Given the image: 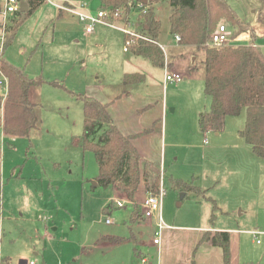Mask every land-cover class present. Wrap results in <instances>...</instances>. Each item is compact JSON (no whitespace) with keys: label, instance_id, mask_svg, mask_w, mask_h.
Masks as SVG:
<instances>
[{"label":"rangeland","instance_id":"1","mask_svg":"<svg viewBox=\"0 0 264 264\" xmlns=\"http://www.w3.org/2000/svg\"><path fill=\"white\" fill-rule=\"evenodd\" d=\"M226 1L248 29L239 32L227 24L229 34L225 43L252 42L264 53V22L260 19L264 1ZM150 3L160 20L159 42L167 46L162 51L163 63L166 58L182 76L178 82L164 83L162 66L135 56L131 48L125 52L126 35L120 29L98 22L88 33L86 22L64 8H82L96 16L99 0H44L21 23L13 41L5 48L3 54L12 64L22 68L26 75H40L45 81L30 88V98L36 102L39 128L31 130L28 138H8L0 126L3 264H20L21 259L30 257L33 246L39 250L38 261L45 258L47 262L62 260L78 264L80 259L86 256L87 260L90 255L81 256V241L91 244L96 234L112 230L129 234L124 224L129 225L131 204L123 201L121 205L117 199L125 196L113 186L93 185L98 167L93 152L81 146L83 105L72 91L94 96L101 102V95L105 93L115 104L111 106L113 114L118 116L144 95L142 90H136L131 100H116L123 90L131 87L123 84V76L133 71L164 83L160 96L166 97L169 108L174 109L167 116L165 142H162L165 145V163L161 169L164 223L253 229L260 234L248 235V239H258L264 244V168H253L247 161L255 155L239 135L245 112L227 116L224 129L219 133L200 132L198 112L209 107V98L203 92V52L196 46H172L173 40L177 42L168 29L169 1L150 0ZM130 17L128 28L136 31L135 12ZM84 56L89 58L86 67L82 64ZM100 87L104 92L98 90ZM149 111L142 119L151 113ZM144 134L148 137L150 132ZM149 152L161 155L162 144L157 139L152 140ZM172 177L205 191L200 194L180 191L169 182ZM140 184L144 189L143 183ZM141 191L140 188L135 193L137 200L142 196ZM107 202L114 210L103 214L102 206ZM38 215L44 220L39 221ZM106 218L111 222L106 223ZM130 225L135 226L132 230L138 240L118 243L113 252L124 257L123 260L128 257L131 263L127 264H138L141 257L134 254L133 246L150 257L154 252L155 220L142 217ZM104 239L112 241L108 237ZM89 260L103 264L118 259L105 251Z\"/></svg>","mask_w":264,"mask_h":264},{"label":"trees","instance_id":"2","mask_svg":"<svg viewBox=\"0 0 264 264\" xmlns=\"http://www.w3.org/2000/svg\"><path fill=\"white\" fill-rule=\"evenodd\" d=\"M24 1L28 4V10L18 11L13 17L5 48L13 41L21 23L44 2ZM168 1L170 34L173 37L179 35V43L196 46L203 52V92L210 102L208 109L199 112L197 116L200 132L219 133L224 129L227 116H237L244 111V126L239 130V135L258 157L264 158V53L260 46L252 42L243 45L209 43L212 33L219 24H229L239 32L248 29L226 0ZM99 2L100 9L121 13L123 18L119 20L128 25L131 24V13L135 12L134 25L148 37V40L137 39L130 47L132 52L147 58L153 65L163 66V50L157 43L160 20L155 16L150 0L146 2L99 0ZM260 19L264 22V11L260 13ZM0 72L8 80L6 96L3 98L0 95V126L3 134L8 138H28L31 130L39 128L36 103L29 100L28 92L31 87H38L45 80L40 75H26L22 68L12 64L4 56H0ZM144 78L143 74L138 72L125 73L123 82L138 83ZM72 93L83 105L81 146L94 154L98 167V174L94 180L102 187L113 186L124 194L132 203L129 221H139L142 216L141 206L134 199L135 191L141 182L145 192L158 191L162 176L159 166L153 161L140 162L139 151L133 144L131 136L124 135L114 124L107 104L94 96L81 92ZM169 182L180 191H192L197 194L201 191L192 183L177 178L172 177ZM112 209V204L108 203L102 207V212L110 213ZM105 237L114 242L129 239L121 236ZM229 239L228 231L213 233L205 231L202 236V240L222 249L225 264L229 263L230 258ZM134 252L139 255L135 248Z\"/></svg>","mask_w":264,"mask_h":264},{"label":"crops","instance_id":"3","mask_svg":"<svg viewBox=\"0 0 264 264\" xmlns=\"http://www.w3.org/2000/svg\"><path fill=\"white\" fill-rule=\"evenodd\" d=\"M64 14L66 15V13ZM170 36L174 38L172 34H170ZM159 39H160V32L157 38V43L160 46V48L164 51L167 46L159 42ZM173 43L174 45L172 46H177V47L181 46L183 48L192 47V45H183L181 43L176 44L174 40H173ZM169 47H171V45ZM133 54L137 57H142L134 52ZM194 54H195L194 52H191V56H194ZM4 58L7 59L5 56ZM87 60H89V58L86 56L82 58V64L85 67H86ZM165 65H166L167 70H169L170 72L178 73V71L175 70V68L171 65L170 62H168V60H166V58L162 66L164 69V73H165ZM133 72H137V71H133ZM128 73H131V72H128ZM203 81H204V69H203ZM164 83L161 84L159 80L156 81L150 75L148 77L146 76L141 82L129 84L131 87L129 89L123 90L122 95L118 96L116 100H122L123 98L127 100L128 99L131 100L136 90H142L144 95L141 96L142 98L140 101H138L137 103L131 104V106L129 107H126L124 110H122L118 114V116H115L111 109V106H114L115 104L111 102V100L108 98L107 95H105V93L101 95V97H103V99L101 98V100L108 105L107 106L108 111L112 117L114 124L119 128V130L124 135L131 136L133 144L139 151L140 162L143 163L146 160L153 161L159 166L160 170L162 169V165H164L165 163V149H164L165 145L163 146L162 142H165V136H166L165 131H166V126H167L166 120H167V116L169 115V113H171L174 110L173 108H169L166 97L160 96L161 85L163 86V89H164L165 87ZM123 84L125 83L123 82ZM125 85L127 86L128 84H125ZM98 90L101 92H104V89L102 87H100ZM30 92H31V89L28 92L29 100L36 103L34 100L30 98ZM209 102L210 100L208 99V103ZM147 111L151 113H147L146 117L142 119V117L146 114ZM144 131L150 132L148 137H144L145 135ZM155 139H157V141L162 144V154L161 155L159 153L157 155H153V154H150L149 152L151 150V141ZM253 154L255 155V157H248L247 161L251 163V165H253V168H256V169L258 168L259 170L262 169V167L264 168V161H262L264 158H262L261 160L259 159L261 157H258L254 152ZM262 174H264V172ZM161 181H162V178H160V184H161ZM140 188L142 190L141 198L137 200L134 194V199L136 200L138 204L142 203L144 197L147 194V192H145V190L143 189L142 184H139L135 193ZM199 188L201 190L200 193H203L205 191L201 187ZM124 199L122 200L117 199V200L121 201L119 202L121 205L123 201L129 202L132 205V203L126 198V196ZM113 210L114 209H112L110 213ZM131 210H132V207H131ZM141 215H142L141 218L144 217L142 214V209H141ZM129 216H130V213H129ZM129 216H128L129 225L126 223L124 224L127 226V230H129V234L127 233L119 234L118 232L112 230V231L96 234L91 244H88L85 240L81 241L79 243V246H81V250H80L81 256L86 255V254H90V255H87V260H86V256L80 259L81 262H79L78 264H81V263L100 264V262H97L96 260H89V259H91L93 255L97 256V253L105 252V251L112 253V257L118 260L111 261V263H103V264L131 263L128 257H127V260H123L124 257L122 258L121 256L114 255V252H113V250L117 248L118 245L116 244L118 243L127 242L130 239H132L134 242L135 240H138L136 239L134 231L132 230L135 226H133L132 228L130 223L135 224L139 222L141 218L137 222H130ZM38 219L39 221L44 220L39 215H38ZM0 222H1V218H0ZM168 226L169 227L161 231L160 243L159 244L153 243L152 247L154 248V252L150 255V257L144 256L143 253L138 249V247L133 246V252H134V248L136 249L137 252H139L138 256L135 254V252L134 254L137 257H141L140 262L138 264H225L223 260L222 249L219 246L212 245L209 241L202 240V236L205 231H209L210 233H213L215 231H228L229 232L230 234V239H229L230 258H229L228 264H264V244H261V242H258L257 240H252V239L249 240L247 237L248 235L253 236V234L251 233L253 229L246 230V229H240L239 227L226 228L222 226H213L212 224L211 225L199 224V225H189V226H185V225L170 226L168 225ZM0 233H1V230H0ZM109 235L129 237V239L123 240L121 242H114V241L104 239L105 236H109ZM112 243L113 245H111ZM0 245H1V239H0ZM32 249H33V252L29 253V255L31 254L30 257L26 259H21L20 264H26V261L31 260V259H35L36 261H38L36 259V256L38 255L39 250H37L34 246L32 247ZM40 253H41V250H40ZM3 258L4 257L2 256L1 246H0V264H3L4 262ZM41 259H42L41 261H38L40 264H72L69 262H62V260H59L58 262L55 263L54 261H51V260L50 262H47L45 261V258L44 259L41 258Z\"/></svg>","mask_w":264,"mask_h":264},{"label":"built area","instance_id":"4","mask_svg":"<svg viewBox=\"0 0 264 264\" xmlns=\"http://www.w3.org/2000/svg\"><path fill=\"white\" fill-rule=\"evenodd\" d=\"M45 1L52 2V0H45ZM20 2H21L20 0H0V56L3 55V52L5 50V43L8 35V29L12 22L13 17H15L17 12L19 11ZM64 8L67 11L70 10L72 13L78 15L79 19L82 22L84 23L86 22L85 31L88 33L93 31L94 25L98 22L120 29L126 35L125 45L123 47L125 51L130 49V47L135 43L137 39L148 40V37L145 34L140 33L137 30L136 31L130 30L128 28L129 26L128 24L123 23L124 25L121 24L122 26H120V24H118L120 22L119 19H121L123 15H121V13L119 12L112 13L109 10L99 9L97 11L96 16H91L88 13H86L82 8H75V7H69V8L64 7ZM228 34L229 32H227L226 30V24L224 23L219 24L217 29L212 33L209 43L212 45L226 44L225 42ZM174 38L177 43L180 41L179 35H174ZM181 79L182 76L180 74L175 72H170L169 70H167L165 65L164 82L166 83L178 82ZM7 90H8V80L3 75V73L0 72V95L3 98L6 96ZM162 195H163V189H161V184H160L158 191L155 193L148 192L141 203L143 216L152 217L155 220L156 230L153 237V243L155 244L160 243L161 231L169 227L164 223L161 215ZM105 221L106 223H109L111 220L109 218H106ZM251 233L253 234L254 237L260 234V232L257 230H252ZM26 264H40V263L35 259H31L26 261Z\"/></svg>","mask_w":264,"mask_h":264},{"label":"water","instance_id":"5","mask_svg":"<svg viewBox=\"0 0 264 264\" xmlns=\"http://www.w3.org/2000/svg\"><path fill=\"white\" fill-rule=\"evenodd\" d=\"M141 2H146V0H139ZM28 10V4L26 1L22 0L20 2L19 11L20 12H26ZM93 185H97V182L95 180L92 181Z\"/></svg>","mask_w":264,"mask_h":264}]
</instances>
